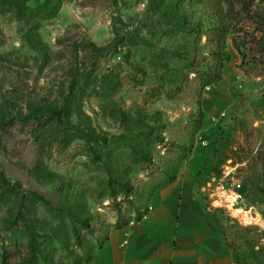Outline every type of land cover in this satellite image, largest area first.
<instances>
[{
	"label": "rangeland",
	"instance_id": "1",
	"mask_svg": "<svg viewBox=\"0 0 264 264\" xmlns=\"http://www.w3.org/2000/svg\"><path fill=\"white\" fill-rule=\"evenodd\" d=\"M44 2L57 8L28 5ZM9 9L0 264H20L32 241L37 264H68L69 253L90 264L180 172L226 241L264 264V0H63L48 21Z\"/></svg>",
	"mask_w": 264,
	"mask_h": 264
},
{
	"label": "crops",
	"instance_id": "2",
	"mask_svg": "<svg viewBox=\"0 0 264 264\" xmlns=\"http://www.w3.org/2000/svg\"><path fill=\"white\" fill-rule=\"evenodd\" d=\"M90 264H247L191 173L157 187L139 219L112 230Z\"/></svg>",
	"mask_w": 264,
	"mask_h": 264
},
{
	"label": "trees",
	"instance_id": "3",
	"mask_svg": "<svg viewBox=\"0 0 264 264\" xmlns=\"http://www.w3.org/2000/svg\"><path fill=\"white\" fill-rule=\"evenodd\" d=\"M62 1L63 0H57L58 4H57V8H55V9H52V7H50L48 5L49 4L48 2H44L43 4H38L37 7H31L30 5H28V0H25V2H21V3L19 2V0H0V5H2V6L4 5V6L9 7L10 8L9 10L12 11L13 13L17 14V15H19V14L21 15V13L25 12L24 14L27 13L30 16L36 17L38 20L48 21V20H53L56 17L57 12L59 10L58 8H59V6H61ZM246 1H254V0H246ZM152 91L155 92L153 89H152ZM168 95L174 96L175 95V88L169 89ZM54 113L55 114L52 115L50 118V120L52 121V124H53V125H50V130L52 128H54V126L57 122L61 121V116H59V114H57L60 112H54ZM44 118L45 117L36 118V117L28 116V118H26V121H28L27 119H29V120H43ZM17 122H21V121H17ZM174 180H175V175L168 178L166 181L162 182L159 186H163V185L168 184ZM131 192L132 191L130 189H127L126 190L127 196L130 195ZM144 212H145V210L143 211V213ZM140 216L137 219H139ZM128 223H129V221L123 222L120 225H118L116 228H120V227H122ZM218 223L220 224V222H218ZM84 226H85V229L87 231H89L91 229V226H89L88 224H86V225L84 224ZM220 227L222 228L221 224H220ZM77 239H78L79 244L83 245V239L78 234H77ZM41 248H42L41 245L36 243V241H32L31 242V248L29 249V252H28L26 258L20 264H37V262L39 261V258L43 256V252H42ZM92 256L93 255L89 256L84 261H88V262L91 261ZM66 259H67L68 264H82L83 263V259H77L76 254H74V253H69L67 255Z\"/></svg>",
	"mask_w": 264,
	"mask_h": 264
}]
</instances>
